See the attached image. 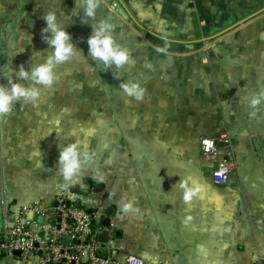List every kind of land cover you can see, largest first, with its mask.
I'll return each mask as SVG.
<instances>
[{"label":"crops","instance_id":"crops-1","mask_svg":"<svg viewBox=\"0 0 264 264\" xmlns=\"http://www.w3.org/2000/svg\"><path fill=\"white\" fill-rule=\"evenodd\" d=\"M49 11L77 49L56 64L52 85L39 86L38 104L20 98L0 115V201L54 206L67 186L94 214L98 240L107 230L117 264L127 254L156 264L264 262V0H100L94 17L80 0H0V84L51 53ZM101 21L127 49L125 64L88 53ZM133 80L140 99L121 87ZM224 133L237 169L217 185L199 139ZM73 142L82 163L66 178L58 158ZM39 259L0 255V264Z\"/></svg>","mask_w":264,"mask_h":264},{"label":"built area","instance_id":"built-area-1","mask_svg":"<svg viewBox=\"0 0 264 264\" xmlns=\"http://www.w3.org/2000/svg\"><path fill=\"white\" fill-rule=\"evenodd\" d=\"M223 150H226L225 152ZM199 151L203 158L213 160L211 178L224 185L237 169L236 156L227 133L202 136ZM54 206L32 203L27 206L10 205L1 198L2 231L0 255L10 259L18 252L19 258L40 255V264H117L110 247L112 241H99L93 229L94 214L76 206L67 186L61 185ZM31 212L42 220L28 219ZM41 228V234L35 227ZM45 237L43 240L42 237ZM68 237L62 242V237ZM124 264H152L133 254H127ZM257 264H264L258 262Z\"/></svg>","mask_w":264,"mask_h":264},{"label":"clouds","instance_id":"clouds-1","mask_svg":"<svg viewBox=\"0 0 264 264\" xmlns=\"http://www.w3.org/2000/svg\"><path fill=\"white\" fill-rule=\"evenodd\" d=\"M100 0H80V4L84 5V12L86 16L94 17L95 10L99 7ZM43 19L46 21V26L42 29L45 33H51L47 37V42L52 46L51 53L47 58L41 62L33 65L31 70L25 69L21 65L17 71L19 79L11 81L10 86L0 84V115L8 114L13 102L17 99L24 98L31 101L34 105L40 102L41 90L40 85H52L56 80L55 66L58 63H62L68 60L76 51V46L71 40L70 33L64 26L57 23L56 13L49 11L44 14ZM101 27L94 28L92 34L87 39L88 53L91 56L102 60L105 65L109 62L116 64L117 66L125 64L128 59L127 49L121 48L114 42L111 31H105L110 29L111 24L101 21ZM30 78L33 82V86H25L20 80ZM121 87L128 95L135 96L136 99L142 97L144 89L140 87L138 81L122 82ZM264 96V91L261 92ZM260 103V97H253L250 101V105L255 107ZM255 115V113H250ZM85 131L86 134L91 135L92 129H79ZM75 134V133H74ZM85 158H88L87 152L84 153ZM59 164L61 165V173L66 178H72L73 173L78 172L81 161L78 158V148L76 142L65 145L60 150ZM183 186V184L181 185ZM192 193H186L185 200L191 198ZM124 212L133 210L132 204L125 201L121 205ZM152 264H156L153 260Z\"/></svg>","mask_w":264,"mask_h":264},{"label":"water","instance_id":"water-1","mask_svg":"<svg viewBox=\"0 0 264 264\" xmlns=\"http://www.w3.org/2000/svg\"><path fill=\"white\" fill-rule=\"evenodd\" d=\"M77 205H79V202L76 203V206ZM109 220H110L109 218H105L103 220V225L105 227L109 226ZM98 238H99V241H102L105 243V242L109 241L110 236H109L107 230L105 229V230H101L98 232ZM67 240H68V237H66V236L62 237V239H61L62 242H66ZM16 254H18V252Z\"/></svg>","mask_w":264,"mask_h":264},{"label":"rangeland","instance_id":"rangeland-1","mask_svg":"<svg viewBox=\"0 0 264 264\" xmlns=\"http://www.w3.org/2000/svg\"><path fill=\"white\" fill-rule=\"evenodd\" d=\"M204 45H205V47H207L209 45V41L206 40Z\"/></svg>","mask_w":264,"mask_h":264},{"label":"trees","instance_id":"trees-1","mask_svg":"<svg viewBox=\"0 0 264 264\" xmlns=\"http://www.w3.org/2000/svg\"><path fill=\"white\" fill-rule=\"evenodd\" d=\"M69 191L71 192V190L69 189Z\"/></svg>","mask_w":264,"mask_h":264}]
</instances>
